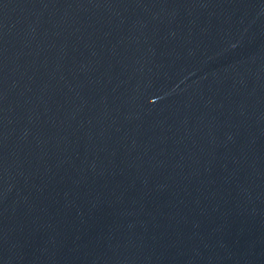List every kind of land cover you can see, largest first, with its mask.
Here are the masks:
<instances>
[{
	"label": "water",
	"instance_id": "1",
	"mask_svg": "<svg viewBox=\"0 0 264 264\" xmlns=\"http://www.w3.org/2000/svg\"><path fill=\"white\" fill-rule=\"evenodd\" d=\"M0 264H264V36L54 177L0 227Z\"/></svg>",
	"mask_w": 264,
	"mask_h": 264
}]
</instances>
